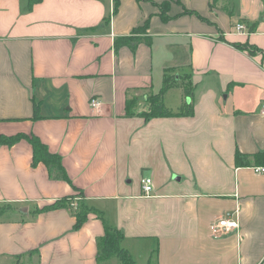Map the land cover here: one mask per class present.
<instances>
[{"label": "crops", "instance_id": "crops-1", "mask_svg": "<svg viewBox=\"0 0 264 264\" xmlns=\"http://www.w3.org/2000/svg\"><path fill=\"white\" fill-rule=\"evenodd\" d=\"M167 76L192 97L174 85L177 115L147 118ZM263 101L264 0H0V134L39 136L71 179L0 144V264H120L99 258L107 225L136 264H264Z\"/></svg>", "mask_w": 264, "mask_h": 264}, {"label": "trees", "instance_id": "trees-1", "mask_svg": "<svg viewBox=\"0 0 264 264\" xmlns=\"http://www.w3.org/2000/svg\"><path fill=\"white\" fill-rule=\"evenodd\" d=\"M31 3L39 2L40 0H30ZM147 25V24H146ZM141 26L137 27L135 29V33H141L145 32L147 27ZM120 43L117 42V46H119ZM237 48H246V44L238 42L235 44ZM180 83H183L185 88V95L187 97H192L193 92V85L189 83L188 85L185 83L183 76H181L179 79L173 76H167L165 77L163 87L162 89L157 93H152L149 96L150 101V110L143 112V115L147 118L152 117H160V116H167V115H177L175 112H172L165 106V102L163 101L164 95L170 89L171 87H174V85H178ZM188 114L192 115L194 113V106L193 104H187L182 107L180 112L178 114ZM28 139L34 149V158H33V164H37L38 162L42 161L43 163L47 164L49 172L52 176H56L57 178L71 180L66 170L64 169L63 163L61 161V156L59 154L53 153L50 149H48V146L44 144V142L40 139L37 135H27L24 133H19L16 135H1L0 134V144H9L13 145L16 142H19L21 139ZM256 158V162L264 163V153H257V155H254ZM237 158V164L239 166L242 165H250V157L247 154L237 152L236 153ZM74 197H66L65 200H62L58 203V205H62ZM81 203V204H80ZM79 210L76 212L77 217V224L76 229L81 228V226L85 223V221L88 218V214L91 211L89 207H87L84 202H78ZM124 239L123 232L119 230L118 228L114 226H108L106 228V234L105 237L101 241V247H100V255L99 258H108L112 257V255H116L119 260L120 264H136L133 255L129 250H126L122 246V241Z\"/></svg>", "mask_w": 264, "mask_h": 264}, {"label": "built area", "instance_id": "built-area-1", "mask_svg": "<svg viewBox=\"0 0 264 264\" xmlns=\"http://www.w3.org/2000/svg\"><path fill=\"white\" fill-rule=\"evenodd\" d=\"M237 29L242 31L246 29V25L238 23ZM93 107H99L102 103L97 97H92L90 101ZM260 112L264 114V101L261 105ZM255 172L264 174V164H257L252 166ZM142 187L146 196H151L154 193V180L151 176H145L142 178ZM240 227V219L237 214L229 212L227 215L219 216L214 220L211 225V229L214 237L224 236L230 233L231 230L238 229Z\"/></svg>", "mask_w": 264, "mask_h": 264}, {"label": "rangeland", "instance_id": "rangeland-1", "mask_svg": "<svg viewBox=\"0 0 264 264\" xmlns=\"http://www.w3.org/2000/svg\"><path fill=\"white\" fill-rule=\"evenodd\" d=\"M159 92V91H158ZM155 93H157V92H155ZM177 99H178V97L175 95V94H171V95H169V98H168V100L167 101H169V103H174L175 101H177ZM77 196L78 197H80V194L78 193L77 194ZM80 199V198H79ZM75 201V200H74ZM75 207V206H74ZM77 207V210H79V205H77L76 206ZM76 207H75V209H76Z\"/></svg>", "mask_w": 264, "mask_h": 264}]
</instances>
